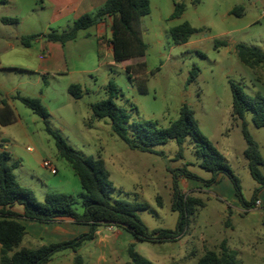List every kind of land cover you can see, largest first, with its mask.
<instances>
[{"label": "rangeland", "instance_id": "rangeland-1", "mask_svg": "<svg viewBox=\"0 0 264 264\" xmlns=\"http://www.w3.org/2000/svg\"><path fill=\"white\" fill-rule=\"evenodd\" d=\"M178 2L184 3V11L172 18ZM235 7H240L241 13H231ZM50 15L51 9L42 6L40 0H8L0 4V102L8 103L16 114L13 122L0 123V150L9 152V163L17 162L13 172L21 186L30 189L39 202L46 193L70 194L75 199V209L83 210L84 191L79 177L59 155L39 116L13 98L15 94L38 97L49 113L51 127L73 149L83 156H100L104 160L114 186L111 198L148 204V209L138 211L137 216L149 230L175 227L178 212L172 209V187L176 179L181 188L178 180L182 177L175 178L174 174L186 168L198 178L195 180L203 181L211 173L199 165L189 137L181 150L174 140L153 146L151 152L131 149L112 131L108 118H95L90 104L107 97L105 85L113 80L123 94L115 102L130 112V123L152 120L165 128L177 119L182 104L191 107L201 132L239 179L242 197L251 200L258 183L251 177L243 154L246 142L241 121L232 116L230 83L238 84L248 95L264 96V66L250 68L235 50V45L242 43L264 51V0H150L149 14L136 22L147 44L143 57L99 66L98 52L103 48L94 28H90V35L79 31L75 39L63 44L68 71L42 76L34 70L35 56L42 54L44 35L68 29L67 19L50 22ZM4 18L16 21L3 22ZM183 22L202 31L190 35L185 43L174 44L169 29ZM24 34H34L41 40L31 41V47L26 48L20 42ZM215 40L227 44L215 49ZM140 61L146 63L143 74L130 78L125 66H136ZM193 66L199 72L187 83ZM88 67L97 69L81 71ZM73 83L82 86L79 98L68 92ZM245 120L264 160V126H255L251 113L245 115ZM44 161L56 168V173L43 166ZM201 197L204 206L190 216V235L169 241H137L134 249L153 264H198L206 249L218 248V241L233 232L223 224L230 198L223 201L209 192H201ZM240 217L244 214L231 218L234 230L240 228ZM202 234L207 240L205 250ZM124 249L123 253L117 252L121 261L128 258ZM243 262L264 264V259Z\"/></svg>", "mask_w": 264, "mask_h": 264}, {"label": "trees", "instance_id": "trees-1", "mask_svg": "<svg viewBox=\"0 0 264 264\" xmlns=\"http://www.w3.org/2000/svg\"><path fill=\"white\" fill-rule=\"evenodd\" d=\"M7 0H0V4ZM183 2L175 3L171 17H179L184 11ZM150 12V0H106L94 13H85L75 19L72 25L63 32L51 31L44 35L49 41L64 44L68 40L76 38L79 30L87 29L96 24L97 19L105 16L111 17L112 54L115 62H124L132 58L143 57L147 44L141 38L136 28L137 20ZM241 13L240 7L231 11ZM3 22L16 21V19L4 18ZM202 29L192 27L188 22L170 27L169 36L174 44L187 42L190 35L200 32ZM36 38L34 34L22 35L20 42L29 46ZM224 40H215L214 48L225 46ZM235 50L239 59L250 68L264 66V51L246 44H236ZM146 68L145 61H140L136 66L127 64L125 70L132 78L136 74H143ZM199 68L193 66L186 80L190 83L195 79ZM152 74V72H150ZM142 90L145 86L140 84ZM232 94V116L241 121L242 134L246 142L243 152L247 160V167L251 177L259 184L254 189L251 200L246 201L241 195L239 179L232 172L224 156L217 150L211 141L201 132L194 111L187 104H182L179 116L168 127L162 128L155 121H143L130 123L131 114L122 105L115 102L118 96H123L113 80L105 85L107 97L90 104V109L95 118H108L112 131L121 138L129 148L151 152L157 144L174 140L181 150L186 138L192 142L193 150L199 158V165L211 173L208 180L202 182L206 185L216 181L217 175H226L234 188L243 207H251L255 204L257 192L264 187V160L257 142L247 129L245 115L251 113V120L257 127L264 126V96L260 94L248 95L238 84L230 83ZM68 92L79 98L83 93L81 85L73 83L68 86ZM34 114L39 116L44 124V130L55 143L59 155L64 158L79 177L83 193L81 205L83 210L75 209V199L72 195L63 192L46 193L43 201L39 202L33 192L21 186L16 180L13 168L16 161L10 162V154L0 150V264H47L54 253L63 249L76 250L84 242L91 240L100 225L116 226L128 231L137 241H169L183 236L188 229L190 216L204 202L196 197L185 195L178 187L176 179L172 187V209L178 212L177 221L173 229L149 230L138 218L137 212L148 209L145 202L129 201L126 199L111 198L114 186L110 180V174L104 160L98 156H83L73 149L60 132L53 129L49 121V113L38 97L14 95ZM16 114L13 108L6 102H0V123L6 125L15 120ZM128 126L130 129H128ZM174 177L198 179L193 173L184 168ZM23 207V217L38 222H51L58 217H70L78 223H86L89 230L67 241L42 245L37 248L19 247L25 235L24 226L17 220L19 215L6 207L13 204ZM134 244L128 245L126 253L127 264H153L140 255ZM74 264H82L80 256H76ZM198 264H241L236 251L229 249L223 240L218 250L206 249L198 259Z\"/></svg>", "mask_w": 264, "mask_h": 264}, {"label": "crops", "instance_id": "crops-1", "mask_svg": "<svg viewBox=\"0 0 264 264\" xmlns=\"http://www.w3.org/2000/svg\"><path fill=\"white\" fill-rule=\"evenodd\" d=\"M105 1L106 0H40L42 6L51 9V15L49 17L50 22L67 19L68 28L72 25L73 21L82 14L98 11ZM110 24L111 17L105 16L101 19L98 18L96 24L91 27L79 30L84 31V35L88 36L90 35V28H94L97 41L101 48H103V52H98L99 66L116 63L113 59L112 45L110 43ZM40 40L41 39L35 38L32 41L40 42ZM24 47L29 48L31 45ZM40 49L42 50V54H36L35 56L37 64L35 66L36 70L34 71H36V73L45 76L47 74L57 75L65 70L68 71V66H66L65 63L63 44L45 39V43H41ZM96 69L95 67H88L81 71L83 73H90ZM178 181L181 185L180 190L185 195L199 198L202 201L201 192H209L223 201L230 198V202L227 203L226 208L227 218L223 221V224L228 226V228H232L233 232L229 236L221 238L218 243L220 244V242L224 240L229 249L236 251L237 258L240 260L241 264L244 263L243 261L252 263L260 262L264 259V187H261L256 195V198L260 201V205L256 206L254 204L251 207H243L238 197L235 196L230 179L222 173L217 175L215 182L208 185L193 178L182 177L179 178ZM257 187H259V184L255 186V188ZM15 204L11 207H6V209H10L17 213L19 215L17 220L25 228V235L19 247L37 248L42 245L67 241L89 230L88 224L78 223L70 217H58L47 223L28 220L22 216L23 208L16 207ZM241 213L244 214V217H240L238 220L240 222V228L239 230H234L231 218H237ZM190 233L191 230L189 225L184 235H190ZM201 240L205 250L207 240L203 234ZM136 242L137 240L125 229L116 226L100 225L91 240L84 242L76 250L66 248L54 253L47 264H74L76 256L81 257L82 264H127L128 258L127 260L121 261L117 252L123 253L124 248L126 252L128 245L133 243L135 246ZM118 246H120V248ZM218 248H214L213 250H218Z\"/></svg>", "mask_w": 264, "mask_h": 264}, {"label": "built area", "instance_id": "built-area-1", "mask_svg": "<svg viewBox=\"0 0 264 264\" xmlns=\"http://www.w3.org/2000/svg\"><path fill=\"white\" fill-rule=\"evenodd\" d=\"M43 166L48 167L52 173H56V168L52 167L49 162L44 161ZM260 201L258 199L255 200V205H259Z\"/></svg>", "mask_w": 264, "mask_h": 264}]
</instances>
